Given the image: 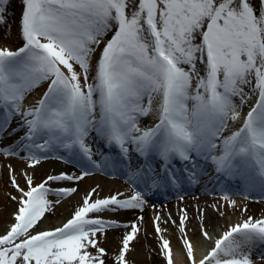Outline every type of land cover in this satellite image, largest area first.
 <instances>
[{
    "label": "snow or ice",
    "instance_id": "1",
    "mask_svg": "<svg viewBox=\"0 0 264 264\" xmlns=\"http://www.w3.org/2000/svg\"><path fill=\"white\" fill-rule=\"evenodd\" d=\"M10 0H0V25L6 23ZM19 47H0V138L18 119L9 135L23 131L0 155L20 156L34 168L53 152L71 153L77 173L48 175L34 184L23 173L20 187L12 166L9 182L19 194L14 223L0 235V264H106L100 237L110 229L130 228L113 264H126L125 254L137 238V222L130 225L105 219V213L143 209L149 193L196 184L211 161L218 178L250 181L258 166L264 189V0H20ZM109 33H111L109 38ZM47 84L30 107L25 97ZM247 89V91H246ZM254 97L246 117L245 103ZM155 122L141 127L142 117ZM243 127L224 136L229 121ZM95 133L105 149L115 148L120 160L136 154L162 161L138 166L131 176L139 181L131 195L101 196L92 188L73 206L71 218L51 230L36 231L54 203L78 191L51 188L52 182H79L91 169L116 167L110 152L93 151ZM179 159L177 171L173 161ZM90 166V167H89ZM46 185H48L46 187ZM56 195L55 202L48 199ZM183 199V197H180ZM220 199L236 209L225 191ZM223 207V205H221ZM220 211L216 204L212 205ZM246 210V209H243ZM179 224L153 221L159 234L171 223L178 229L188 264H257L252 251L264 245V218L248 217L226 230L202 259L186 230L187 211ZM204 210H199L202 221ZM220 215H224L220 212ZM142 217L138 218V221ZM99 234V235H98ZM199 236L211 241L203 223ZM159 254L173 264L170 241L159 237ZM264 264V254L258 257Z\"/></svg>",
    "mask_w": 264,
    "mask_h": 264
},
{
    "label": "bare ground",
    "instance_id": "2",
    "mask_svg": "<svg viewBox=\"0 0 264 264\" xmlns=\"http://www.w3.org/2000/svg\"><path fill=\"white\" fill-rule=\"evenodd\" d=\"M7 7L6 23L0 25V47L7 46L15 49L21 44L17 28L19 27L18 20L21 15L22 6L20 0H10ZM110 35L111 33H109V38ZM46 87L47 84H41L39 87L35 88L25 97L23 104L26 107H30L42 96ZM250 98L254 101V97H251V94ZM247 105L248 103H245L242 108H247ZM18 119L19 118H14L11 120L7 131H5L3 137L0 138V148H5L14 144V142L18 141L20 137L24 135L23 131H18L13 135H9L13 128L18 127ZM237 121L238 119L235 121H229L228 127L224 130V136L231 135L239 130L230 129L229 127L230 125L232 127L236 126ZM154 122L155 117L151 114L142 117L140 120V124L147 127L151 126ZM242 125L243 123L240 124L239 127ZM92 137L93 138L89 143L92 144L93 151L103 150L104 152L111 153L108 157L98 156L96 159L103 160L106 158L109 160H116L119 161L118 165L116 167H102L99 170L91 169L93 174L85 176L84 179L79 182H52L51 188L53 189L77 187L78 191L69 197L61 199L59 203H54L52 212L45 214L43 223L39 225L37 231L51 230L55 227L61 226L63 222H66L67 219L71 218L73 206L81 200L86 192L95 188L97 185L102 189L100 192L101 196H107L110 193L114 194L116 192H121L124 193L125 196H129L137 188H143V185L137 184L138 181L133 183L134 178L131 176L132 172L139 166L138 160H141V158L136 154H133L131 162L125 163L120 160L115 148L105 149L102 139H97L95 133L92 134ZM61 154L64 155V160L57 158L42 159L34 168L27 167L28 161L20 159V156H24L25 153H20L19 156L8 157L0 155V235H3L6 230L10 228L11 224L15 222L13 219V213L17 208V204L15 201L11 200L10 197L19 195L9 182V170L6 165L10 164L15 170L13 174L20 187L27 188L23 173H27V175L31 176L34 184L41 183L48 175H58L62 172L77 173L78 169L73 163L65 162L72 159L71 153L59 150L53 152L51 156L57 157ZM153 158L154 156L147 160H151L152 162ZM147 160H145V163H147ZM175 161L176 160L174 159L173 163L177 171H179V167L175 164ZM123 163L126 167L125 171H122ZM161 163L162 161L155 157L154 164H157V169ZM199 163L200 167L204 169V172L203 175L200 176L199 182L194 184L193 187L186 190L178 187L172 192L163 191L155 194L149 193L147 204L142 210L130 209L104 214L105 219L116 220L121 224L130 225L133 222H137L139 232L137 233V238L130 243V250L125 254L126 264H166V257L159 254V237H163L170 241L171 253H186L182 247L180 239L178 238V229L171 223H161L160 227L166 229V231H162L159 234V237L157 236L154 230L153 221L158 215L162 220H168L169 214H171V220L176 221V224L178 225L181 215L180 210L186 209V230H188L189 238L193 240L195 253H197L195 257L198 260L204 257H202L203 251L200 249L203 244L207 243L208 248L211 249V247L214 246L215 240L222 237L223 233L228 230L229 227L241 223L248 217H253L254 219L264 218V199H254L253 197L256 196L253 194L247 196L244 193H240L238 196H234L228 192L230 199L235 200L237 204L236 209L229 207L228 202L220 199L225 191H223V189L220 191L216 189L214 190V180L218 177L211 161H208L207 163L200 161ZM250 176L257 182H260L261 180V177L258 175V168L256 171L251 172ZM221 179L223 181V186L228 189H232V187L236 185V182L233 179ZM47 186L48 185H46V187ZM242 191L247 192L245 188ZM160 196H164V198L158 200ZM180 197H183V199H180ZM48 199L55 202L57 196L49 195ZM213 204H216L220 211L214 210L212 208ZM221 205H223V207H221ZM200 209L204 210L202 221L198 218ZM220 212H223L224 215H220ZM139 217H142V220L138 221ZM201 223L205 225L206 230L215 240H205V242L204 239L199 236V226ZM129 231L130 228L124 227L110 229L106 233V240H104L102 236L100 237L101 241H103L101 247H103L107 253L106 264H113L114 257L119 253V250L122 247V238ZM262 254H264V245H257L252 251V259L255 260L257 264H260L258 257Z\"/></svg>",
    "mask_w": 264,
    "mask_h": 264
},
{
    "label": "rangeland",
    "instance_id": "3",
    "mask_svg": "<svg viewBox=\"0 0 264 264\" xmlns=\"http://www.w3.org/2000/svg\"><path fill=\"white\" fill-rule=\"evenodd\" d=\"M253 4L257 5L258 6V0H252ZM20 18V17H19ZM18 23H19V20H18ZM18 29V32H19V27L17 28ZM254 101L250 98L249 99V102H248V105H247V108H242L241 109V115L243 117H246L247 116V113L248 111L250 110V105L251 103H253ZM248 109V110H247ZM243 123V120L242 119H238L237 121V125L232 127L231 125L229 126L230 129H234V130H237V129H240L243 127V125L241 127H239L240 124ZM38 230V228L36 229V231ZM210 235V234H209ZM211 236V235H210ZM221 236V235H220ZM215 240L214 237H212V240L213 241ZM205 241V240H204ZM206 242V241H205ZM202 249L203 251V256L207 255V253L211 250L208 248V245L207 243L203 244V246L200 248ZM206 253V254H205ZM197 253H194V256H196ZM171 256H172V260H173V264H188V261H187V257H186V253L183 254V253H171ZM196 260H198L196 257H195Z\"/></svg>",
    "mask_w": 264,
    "mask_h": 264
}]
</instances>
